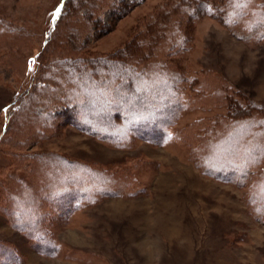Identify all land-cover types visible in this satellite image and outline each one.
<instances>
[{"label": "rangeland", "instance_id": "rangeland-1", "mask_svg": "<svg viewBox=\"0 0 264 264\" xmlns=\"http://www.w3.org/2000/svg\"><path fill=\"white\" fill-rule=\"evenodd\" d=\"M62 2L0 0V264H264V222H258L247 205V187L202 173L191 161L189 147L181 144L182 137L161 145L138 139L132 147L119 148L69 125L62 108L44 138L19 146L28 131L20 127L29 122V114L19 124L9 114L27 89L33 93L40 72L55 57L52 43L46 45L45 40ZM120 2L124 6L119 9L107 7V2L99 14L85 10L78 20L72 18L77 21L76 33L67 27L80 40L79 56L105 57L129 42H139L154 19L164 15L169 0ZM63 14L60 33L68 24L67 13ZM192 28L190 47L167 57L186 79L182 86L186 103L174 126L180 132L226 112L220 98H204L211 90L200 92L198 80L203 81L207 73L213 81L228 80L236 91L264 104V45L249 46L206 16ZM56 156L126 173L139 183L138 192L99 198L71 214L46 205L41 209L38 199L27 201L32 194L18 183L40 186L50 172L35 161ZM33 166L40 167L30 175ZM90 172L70 173V177L78 174L79 193L82 179ZM21 207L26 208L28 219L47 212L36 236L38 230L46 235L42 229L48 227L58 247L55 254L38 253L13 226L17 221L12 213ZM4 248L10 250L9 256H4Z\"/></svg>", "mask_w": 264, "mask_h": 264}, {"label": "trees", "instance_id": "trees-1", "mask_svg": "<svg viewBox=\"0 0 264 264\" xmlns=\"http://www.w3.org/2000/svg\"><path fill=\"white\" fill-rule=\"evenodd\" d=\"M105 5L119 9L124 3L120 0H63L45 40L46 45L52 43L55 57L48 60L50 65L40 72L35 91L27 89L28 94H22L12 104L10 120L20 123L24 114H29V122L20 127V131H28L19 139V146L44 138L53 128L52 118H58L57 112L62 108L69 125L119 148L132 147L138 139L161 145L179 136L181 144L190 149L191 161L202 173L247 187V205L255 219L264 222V104L236 91L228 80L213 81L211 73H207L208 78L198 80L200 92L211 90L204 98H220L226 112L177 131L174 126L186 103L182 91L186 79L184 72L175 69L174 62L167 58L190 47L192 27L201 16L218 21L249 46L264 45V0H169L162 10L164 15L154 19L139 42H129L109 56L81 57L78 55L82 49L80 40L67 25L76 33L77 21L72 18L78 20L85 10L99 14ZM64 12L68 24L60 33ZM51 64L53 69H50ZM53 158L38 157L35 161L40 166L45 164L50 172L40 186L29 185L24 180L18 183L32 194L27 201L38 199L41 209L46 205L60 214H71L99 198L138 192L139 183L123 175L126 173L118 174L112 169L90 166L64 156ZM39 167H30L29 174L35 175ZM87 171L92 174L82 179L79 193L78 174ZM73 172L78 174L70 177ZM17 203L23 206L21 201ZM34 206L30 208L33 212ZM24 209L12 213L17 221L13 226L30 240L38 253L55 254L58 247L48 227L42 229L46 235H40L41 230H38L36 236L39 223L47 219V212L42 215L44 218L28 219ZM45 236L50 237L49 241ZM3 251L4 256L11 254L8 248Z\"/></svg>", "mask_w": 264, "mask_h": 264}]
</instances>
